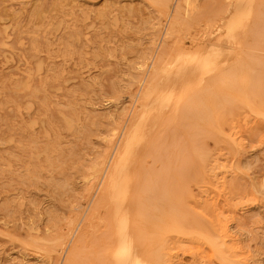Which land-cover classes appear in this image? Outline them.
<instances>
[{
	"label": "rangeland",
	"instance_id": "374dc122",
	"mask_svg": "<svg viewBox=\"0 0 264 264\" xmlns=\"http://www.w3.org/2000/svg\"><path fill=\"white\" fill-rule=\"evenodd\" d=\"M224 1L0 0V264H67L90 225L109 159L143 115L137 172L161 174L160 203L191 209L217 228L213 210L226 224L229 261L264 264L263 116L234 114L227 122L234 140L202 143L193 110L182 115L156 105L178 69L218 50L219 32L208 37V24ZM239 31L231 59L239 47L253 51L254 38L243 41ZM159 57L167 72L148 86L144 75ZM183 88L177 83L175 98ZM191 88L190 95L202 90L198 76ZM199 148L207 153L204 164L194 157ZM98 238L90 228L76 264H100ZM226 262L206 246L183 243L167 264Z\"/></svg>",
	"mask_w": 264,
	"mask_h": 264
},
{
	"label": "bare ground",
	"instance_id": "6f19581e",
	"mask_svg": "<svg viewBox=\"0 0 264 264\" xmlns=\"http://www.w3.org/2000/svg\"><path fill=\"white\" fill-rule=\"evenodd\" d=\"M185 1L188 2L187 5L189 6L191 0ZM206 7L208 8V6ZM185 9L190 11L187 10L188 8ZM36 13L38 12L36 11ZM243 21H250V26L244 29L242 27ZM198 22L200 19L194 21L193 24L197 25ZM185 23L191 26V23ZM208 27V37L219 32V35L215 37L216 47H213L219 51L209 54L204 59L193 58L189 62L194 63L178 69L177 72L180 70L178 73L167 79L166 95L159 99L156 105H158L159 111L170 108L173 113L182 115H185V111L193 110L195 123L192 119L190 122L196 124V136L202 143L205 140L209 142L216 138L232 141L234 139L227 124L231 116L248 112L264 118V0H225L213 11V18L209 21ZM237 29H240L241 40L244 41L248 36H251L255 42L251 47L253 51L247 52L243 50L244 47H239L236 51L237 55L231 59L228 56L234 53L233 46L236 44V39L233 34ZM220 31L223 32L220 33ZM165 34L169 33L166 31ZM222 42L226 47L225 55L227 58L225 63L220 65L217 57L221 55L220 44ZM163 53H166L165 50ZM153 59L151 64L154 67L149 66L143 80L149 84L148 86H155L157 76L167 72L164 68L163 57H159L157 62ZM196 76L199 77V83H202L203 88L194 95H190L191 85ZM177 83H182L184 88L180 92L181 94L175 98L174 91ZM187 94L188 98L184 99ZM147 117V115H143L134 123L119 153L117 155L113 153L109 159L103 173L104 175L107 174V181L103 190L104 181L102 179L101 182L99 181L98 188L102 190L101 196L95 205L90 225L81 231L77 245L70 249L67 264H76L77 248L86 240L90 228L92 232L98 233L100 236L98 239L102 244L103 255L100 264H167L171 259L172 252L180 249L183 243L206 246L220 261L224 260L230 264H235L233 259L229 261L231 260V249L227 246L226 224L220 221L218 214H215L213 210L209 212L218 219L217 228H214L207 223L201 214L191 209L166 208L159 201L161 174L137 172L139 144L145 135ZM249 127L251 126L249 125ZM122 131L124 130L122 129ZM112 135H114V130L106 137L107 143L111 140ZM152 144L156 155L157 143L153 142ZM194 157L199 163L204 164L207 160V153L199 148L194 151ZM213 167L215 168L214 165ZM98 188L96 187L95 190L98 191ZM240 190L239 193H241ZM225 191L228 192V189ZM246 196L244 197L246 198ZM242 200L245 201L246 199L243 198ZM76 230L79 231L77 228Z\"/></svg>",
	"mask_w": 264,
	"mask_h": 264
}]
</instances>
